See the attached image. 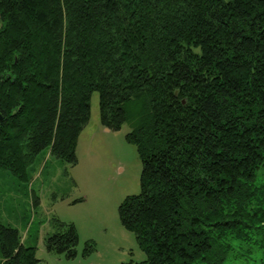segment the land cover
<instances>
[{"label":"trees","instance_id":"16d2710c","mask_svg":"<svg viewBox=\"0 0 264 264\" xmlns=\"http://www.w3.org/2000/svg\"><path fill=\"white\" fill-rule=\"evenodd\" d=\"M94 91L141 162L118 213L146 258L122 264H264V0H0V171L74 165ZM51 223L45 247L74 257ZM0 257L38 262L1 222Z\"/></svg>","mask_w":264,"mask_h":264},{"label":"rangeland","instance_id":"374dc122","mask_svg":"<svg viewBox=\"0 0 264 264\" xmlns=\"http://www.w3.org/2000/svg\"><path fill=\"white\" fill-rule=\"evenodd\" d=\"M98 101V92H92L74 165L44 150L30 166L27 185L0 171V222L16 227L24 244L35 246L36 264H122L146 258L118 213L120 202L139 192L141 162L135 145L126 139L130 125L125 122L117 130L104 127ZM34 197L38 205L32 208ZM53 217L75 226L74 257L45 247L47 235L54 231ZM86 243L92 249L86 250Z\"/></svg>","mask_w":264,"mask_h":264}]
</instances>
